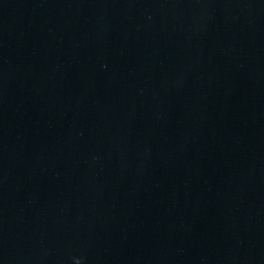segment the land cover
I'll return each instance as SVG.
<instances>
[{
    "label": "water",
    "instance_id": "95a60500",
    "mask_svg": "<svg viewBox=\"0 0 264 264\" xmlns=\"http://www.w3.org/2000/svg\"><path fill=\"white\" fill-rule=\"evenodd\" d=\"M0 264H264V0H0Z\"/></svg>",
    "mask_w": 264,
    "mask_h": 264
}]
</instances>
